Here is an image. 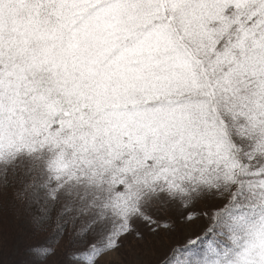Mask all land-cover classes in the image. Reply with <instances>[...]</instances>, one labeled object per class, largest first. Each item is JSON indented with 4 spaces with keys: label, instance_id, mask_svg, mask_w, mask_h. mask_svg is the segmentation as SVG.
I'll return each instance as SVG.
<instances>
[{
    "label": "snow or ice",
    "instance_id": "obj_1",
    "mask_svg": "<svg viewBox=\"0 0 264 264\" xmlns=\"http://www.w3.org/2000/svg\"><path fill=\"white\" fill-rule=\"evenodd\" d=\"M8 188L54 223L41 258L65 229L79 264L141 252L214 199L159 264H264V0H0Z\"/></svg>",
    "mask_w": 264,
    "mask_h": 264
},
{
    "label": "rangeland",
    "instance_id": "obj_2",
    "mask_svg": "<svg viewBox=\"0 0 264 264\" xmlns=\"http://www.w3.org/2000/svg\"><path fill=\"white\" fill-rule=\"evenodd\" d=\"M220 206H222V203L214 199L197 200L187 209H183L177 204L168 211L159 214L161 220L168 221L173 225L170 233H166L163 230L160 232L159 243L153 247L145 248L141 252H137L135 250V242L132 241L131 237H128L124 246L119 249V256L109 252L98 261V264H159V261L168 253L172 244L183 243L186 237L194 238L195 236L202 235L204 230L213 223L211 219L212 213ZM189 212L194 214L193 219L190 221L184 219ZM205 213L208 215H205ZM42 232L40 231L35 237L38 238V242H42L44 237ZM29 236L30 231L28 228H25L23 231L19 232L16 241L25 242ZM9 240L10 237L7 234L3 235L0 230V261L4 260L5 263L9 261L7 254L10 257H16L19 251L15 246L13 249L8 248ZM33 242H35V240H29L25 243L30 244ZM64 247L65 245L60 241L53 255H49L43 260L34 258L33 264H78L75 262L71 263L66 257L62 258ZM23 258L31 259V257L24 255Z\"/></svg>",
    "mask_w": 264,
    "mask_h": 264
},
{
    "label": "trees",
    "instance_id": "obj_3",
    "mask_svg": "<svg viewBox=\"0 0 264 264\" xmlns=\"http://www.w3.org/2000/svg\"><path fill=\"white\" fill-rule=\"evenodd\" d=\"M34 213H35V208H33L30 213H26L23 211L22 205L20 204L19 201L15 200L13 196L12 188L4 189L3 193H0V230L2 231L3 235L7 234L10 237V240L8 241L9 243L8 248L13 249L15 246V248L19 249L18 255L16 257H10L7 254L9 261L5 263V261L2 260L0 261V264H31V263L33 264L34 258L38 260H43L45 259V257L49 255H53L54 251L57 250L56 246L60 243V241H62L63 245H65L62 258L64 257L67 258L66 255L67 252L79 250V246L74 248L73 246L69 245V230L65 229V232L59 238L58 243L51 246L54 249V251L51 254H48L45 257L41 258L36 253H33L31 251V249L33 248L49 246L47 245V238L54 227V223L50 221L46 223L42 229L34 230L31 225V215ZM52 215L54 219L55 213H53ZM25 228H28V230L30 231V236L25 242L29 240L32 241L35 240V242L26 244L25 242L22 241L21 242L16 241V238H18L19 236V232L23 231ZM40 231L41 232L43 231L42 233L44 234L42 242H38V238H35ZM23 255L29 256L31 257V259L30 258L24 259ZM68 260L71 263L75 262L79 264L78 261L70 260V259Z\"/></svg>",
    "mask_w": 264,
    "mask_h": 264
}]
</instances>
